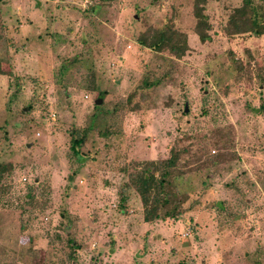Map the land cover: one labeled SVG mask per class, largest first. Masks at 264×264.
<instances>
[{"label":"rangeland","instance_id":"374dc122","mask_svg":"<svg viewBox=\"0 0 264 264\" xmlns=\"http://www.w3.org/2000/svg\"><path fill=\"white\" fill-rule=\"evenodd\" d=\"M87 1L0 0V264H264V33L227 32L241 0L204 42L193 0ZM165 29L180 59L137 44ZM171 153L145 222L130 180Z\"/></svg>","mask_w":264,"mask_h":264},{"label":"trees","instance_id":"16d2710c","mask_svg":"<svg viewBox=\"0 0 264 264\" xmlns=\"http://www.w3.org/2000/svg\"><path fill=\"white\" fill-rule=\"evenodd\" d=\"M207 0H193V15L196 18L195 34L200 42L207 40V35L201 30L206 27L205 21L201 19L200 5L204 4ZM249 13L251 17L247 16ZM262 13L252 5V0H241V6L235 8L229 16L226 24L227 32L229 34L251 33L261 34L264 33V22L262 20ZM255 25L260 26L259 31H254ZM139 46L150 49L156 52L166 51L170 56L175 59H180L187 50L184 35L171 30L165 29L161 31L149 30L140 35L136 39ZM140 85L148 86L147 79L141 80ZM86 131L82 130L78 136L74 132H70L69 137V150L73 156L77 155L78 148L83 144ZM176 161V154L171 153L170 157L163 163L165 169L155 181L151 176L146 174H139L135 177V181L130 180L139 195L143 209V219L145 222L158 218V210L167 203L166 193L164 187L167 185L166 174L167 168L174 165ZM154 188V196L149 205V191ZM122 201V199H121ZM149 208V211H148ZM168 216L167 212L163 214Z\"/></svg>","mask_w":264,"mask_h":264},{"label":"water","instance_id":"95a60500","mask_svg":"<svg viewBox=\"0 0 264 264\" xmlns=\"http://www.w3.org/2000/svg\"><path fill=\"white\" fill-rule=\"evenodd\" d=\"M95 104H98L99 103V100H95V102H94Z\"/></svg>","mask_w":264,"mask_h":264},{"label":"built area","instance_id":"2783aa9c","mask_svg":"<svg viewBox=\"0 0 264 264\" xmlns=\"http://www.w3.org/2000/svg\"><path fill=\"white\" fill-rule=\"evenodd\" d=\"M83 3H88V1L87 0H83Z\"/></svg>","mask_w":264,"mask_h":264}]
</instances>
